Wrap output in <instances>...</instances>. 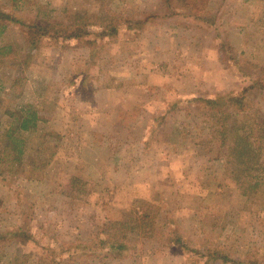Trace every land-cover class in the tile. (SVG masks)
Masks as SVG:
<instances>
[{
	"label": "rangeland",
	"instance_id": "rangeland-1",
	"mask_svg": "<svg viewBox=\"0 0 264 264\" xmlns=\"http://www.w3.org/2000/svg\"><path fill=\"white\" fill-rule=\"evenodd\" d=\"M181 3L0 0L10 16L0 45L17 55L0 65V149L13 144L7 110L26 104L40 118L13 136L26 138L22 162L1 166L0 230L22 225L30 239L1 243L0 264H51L49 250L74 247L69 264H264V192L244 195L225 174L193 100L246 88L264 119V0H208L198 17ZM89 15L117 34L43 40L31 52L21 23ZM75 172L86 180L78 198L68 190ZM146 203L152 232H125V249L106 256L79 250ZM172 231L188 250L165 244Z\"/></svg>",
	"mask_w": 264,
	"mask_h": 264
},
{
	"label": "trees",
	"instance_id": "trees-1",
	"mask_svg": "<svg viewBox=\"0 0 264 264\" xmlns=\"http://www.w3.org/2000/svg\"><path fill=\"white\" fill-rule=\"evenodd\" d=\"M207 2L208 0H182L181 4L190 11L191 15L198 17ZM93 16H75L71 23L53 22L46 17L38 16L31 23H19L27 28L29 32L27 40L32 47L31 50H34L31 52H36L43 40L66 42L83 39L89 34L98 37L117 34L118 27L115 24L98 21ZM9 19V14L0 9V35L5 32ZM88 25H95L98 29L96 31L88 30ZM31 57L32 53L27 54L25 61L28 62ZM16 58L17 55L10 46L0 45V65L7 59ZM246 91L245 88L241 93L229 92L193 100L201 102L204 114L208 119L210 135L206 141L212 147L211 154L215 153L214 156L223 161L225 174L237 184L242 194L249 195L258 190L264 192V119H260L257 110L247 102ZM6 113L10 118L8 137L13 144L10 152H5L8 149H0V171L5 170L1 166L6 162L10 165L22 162V154L25 150L23 141L26 138L22 135L19 138L13 136L15 132L21 134L35 129L37 121L40 119L38 111L26 104H20L13 111L7 110ZM50 157L43 159L42 163L37 165L46 166L50 162ZM28 178L32 177L28 176ZM85 182L86 180L79 173L71 174L68 179L69 192L76 198L81 197L86 190ZM149 205L146 203L145 210L137 218L111 222L92 245L83 244L79 246V250L102 251L104 249L106 252L104 256H106L125 249L122 240L125 232L138 231L143 235L152 232L155 227V216L148 214L147 206ZM14 239L25 242L30 239V234L22 225L4 233L0 230V244ZM163 241L167 246H178L188 250L186 242L178 231L169 232L163 237ZM106 247H108L107 250ZM49 251L51 252V264H69L78 253L77 247H74L72 252L67 250L68 253H64L62 249L59 252H53V249ZM12 260L10 264L22 263L16 257ZM227 260L231 261V259Z\"/></svg>",
	"mask_w": 264,
	"mask_h": 264
}]
</instances>
